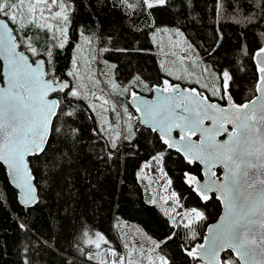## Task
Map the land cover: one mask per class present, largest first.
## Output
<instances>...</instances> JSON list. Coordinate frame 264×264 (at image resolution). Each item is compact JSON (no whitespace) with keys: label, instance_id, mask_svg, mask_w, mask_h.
Wrapping results in <instances>:
<instances>
[{"label":"trees","instance_id":"16d2710c","mask_svg":"<svg viewBox=\"0 0 264 264\" xmlns=\"http://www.w3.org/2000/svg\"><path fill=\"white\" fill-rule=\"evenodd\" d=\"M84 2L88 3L89 0H84ZM146 3H148L147 0ZM212 3L213 0H199L197 12L203 17V21L202 23L189 24L184 28V32L192 42L200 45L201 51L197 55V60H207L208 67L231 69L234 84L231 89L236 88L237 92L239 89L237 85L241 84L244 85L242 90L249 89L252 96L255 94L254 87L257 81V70L252 53L264 45V36L261 35L264 33V21L255 23L254 27L248 26L243 20L238 24L235 19L223 15L224 9L220 10L221 15L217 18L212 14ZM134 6L136 5L129 7ZM205 8L208 9L207 15H204ZM88 12L93 14L88 15ZM127 14L128 16L132 15L130 9L127 10ZM71 16L72 7L71 14L68 16L69 28L74 30L76 24L89 26L88 35L94 45L95 63L100 52L103 58H105V54L107 55L110 65H114L113 62L111 63L112 60L118 62H116L118 67L109 69L122 80L120 83L116 81L117 83L128 86L125 82L133 79V75L138 73L143 79L139 84H135L133 80V87L142 93H147L153 84L160 83L162 77L168 78L164 70L158 67L160 58L154 50L153 43L145 38L143 32L132 31L133 26L143 25L142 19L138 22L126 19L120 11L110 7L98 8L95 5V0H93L90 9L81 8L74 21L70 20ZM165 19L168 18L165 17ZM17 22L14 25L18 30L14 32L20 42V48L32 60H35V54L37 57L42 55L47 60L54 58V63L48 65L46 77L58 80L59 77L54 76L53 72L57 67L60 70L65 69L69 63L67 50H63V47L57 45V38H60L58 32L48 31L50 34L48 39H44V34L41 33L40 43L42 46L37 48L35 38L31 40L25 38L32 36V30L28 29V25L33 24L34 21L23 26ZM35 27L47 29L43 24L35 25ZM217 28L223 34L222 46L219 47L217 54L205 55V50L211 48L215 41ZM60 29L63 30V28ZM242 31L243 36L241 35ZM242 42L246 44L245 53L237 51ZM22 45L26 47H21ZM44 45H46V49ZM106 45L111 48H107V51L104 52ZM114 48H127L132 52L118 53L113 50ZM50 49L53 51L51 52ZM100 63L101 69L105 72L102 58ZM103 78L112 90L108 89V91L112 93L124 111L130 115L134 114L136 111L127 104L124 90L120 89L115 81L113 83L110 75L107 78L103 76ZM78 86L76 83V87ZM86 88L89 92L88 95L77 96L81 98L79 107L68 109L69 112H78L76 120L78 134L82 137V145H88V147H81L78 162L70 169L75 191L71 204L67 208L63 201L55 200L51 194H49L47 206L23 207L19 202L18 191L11 186L8 175L0 168V264H107L92 261L86 257V252L94 238L104 239L105 247L123 251L114 227V223L118 219L137 222L160 245L164 244L165 238L170 232L169 225L174 224L171 215L155 202L154 195L150 188L147 190L145 181L138 177L139 168L150 160L149 157L153 152L157 153L165 149H161L159 144H156L155 148L149 147L147 139L149 133L145 128H141L145 131L144 135L133 139L140 131L138 122L127 116L123 122V135L121 134L118 108L103 86L106 96L111 99L117 109L115 120L110 117L111 128L108 129L106 123L102 124L105 126L104 129H101L103 143L105 145L110 142H113L114 145L116 143L118 152L115 159L107 162V166L88 157V152L93 150L92 146L98 143L96 140L89 139L90 132L94 126L101 125L102 116L98 117L92 110L90 82ZM61 103L60 100V105ZM117 133H119L118 139ZM125 134L126 138L132 142V146L137 143L140 145L139 150L134 147L129 150L131 146L125 141ZM151 135L153 137L151 142L155 143V133ZM33 167L38 168L39 164L34 162ZM163 168L166 176L173 180L171 185L173 190L177 192L178 196L181 194L184 196V200L181 202L186 207L197 206L199 210L205 212V219L202 218L199 222L193 223L191 227L184 225L185 230L180 229L185 232L183 238L177 237L176 240L170 241L166 248L160 249L156 246V249L160 255L161 251L167 253L174 264H198L197 260L182 254L180 249L184 244L189 248L202 240L208 224L214 222L220 215L221 204L212 199L207 202L206 208L203 207L202 201L193 195L188 186L182 182L181 169L185 168V165L177 159L175 152H169L165 156ZM197 175L201 178L200 173ZM185 182L188 183L187 175ZM153 200L155 204L152 203ZM17 225H24V230L18 228ZM181 239H183V244H181ZM225 257L231 258L234 264H238L231 253H226Z\"/></svg>","mask_w":264,"mask_h":264},{"label":"snow or ice","instance_id":"6c2138e0","mask_svg":"<svg viewBox=\"0 0 264 264\" xmlns=\"http://www.w3.org/2000/svg\"><path fill=\"white\" fill-rule=\"evenodd\" d=\"M64 3L70 4L72 7V16L70 20L75 19L77 13L83 9H90L92 7L93 0H89L88 3H85L84 0H63ZM35 3V0H0V25L7 26L13 29V31H17V26L14 25V21L17 19H22V16L25 12V5L31 6V4ZM47 5H52L50 8H46L43 10V13L51 17V13L59 11L56 5L61 3V0H45ZM95 5L98 8L110 7L113 10H118L122 14L125 15L126 19L141 21L143 20L142 26H133V32H143L145 38L149 39L150 43H156L155 37L158 34H163L165 32H172L175 36H184V47L181 59L187 62V65H191L192 61L188 59L189 54L196 57L201 49L200 45L192 42L184 32V28H186L189 24H197L202 23L203 17H201L197 9L199 7V0H156V2L152 4L146 3V0H95ZM130 5H136L134 7H129ZM213 12L212 14L217 18L221 15V9H224L223 15L230 16L235 19L239 24L241 20L247 23L248 26H255V23H259L264 21V0H213L211 5ZM131 10L132 15L128 16L127 10ZM88 15H92L93 13L88 12ZM208 14V9H204V15ZM165 17L168 19L166 20ZM219 22V21H218ZM28 29L32 30V36H26V39H36V47H41L40 43V34H44V39L49 38V33L47 29H40L35 27V22L33 24L28 25ZM83 30V31H82ZM81 33L88 36L89 34V26L84 24H76L75 25V37L76 41L79 42ZM243 36V31L241 32ZM264 36V33H261ZM223 34L219 28L216 29V38L211 48L205 50V55H215L217 54L219 47L222 46ZM75 47V45H71ZM159 47V44L156 45ZM26 47V46H21ZM46 49V45H44ZM59 51V49H57ZM107 51V49H105ZM125 53H131L132 50L125 48L123 50ZM241 53H245L246 44L242 42L240 48L237 50ZM173 57L174 54L171 53ZM252 56L258 61L259 58L264 57V45L260 46L255 52L252 53ZM43 58V57H41ZM234 62V61H233ZM45 63L47 61L45 60ZM172 63H176V61H172ZM198 63H202L205 65L201 69L200 75L203 77L205 73L208 76L214 74V79L218 81L216 85V90L219 92V96H213L211 92L208 91V86L202 87L199 83H193L192 81H186L190 90L195 91L197 93H202L210 103L219 104L222 108H226L229 104V99L233 101V96L231 95L230 83L233 79V75L231 69L220 68L217 69L214 66L208 67L207 60L199 59ZM71 66V58L69 59L68 66L60 70L58 67L53 72L54 76L59 77L57 83H65V87L63 92L60 93V90L57 89L56 93H53L52 96L61 100L62 103L60 107L57 109V112L54 117H52V123L49 126L48 130L45 132L43 127L37 126L34 129L25 132L15 123H5L4 121V105L6 103L5 92L7 91L6 87H0V132L3 133V139L0 141V168L5 171L6 175H10L13 180H15L18 186L23 190V200L24 203L31 207H39L41 205L47 206V201L49 194H51L52 198L58 201H63L65 207L67 208L73 199V193L75 191V184L70 176V169H72L78 162V157L80 154L81 147H88V145H82V137L79 136V129L76 126V120L78 119V112L72 111L69 112L68 109H77L81 103V98L77 96H69V92H72L76 87L74 83L71 82L69 67ZM112 69H115V65H109ZM159 68L165 69L168 67L167 62H162L158 65ZM165 75L168 78H161V85L156 87V92H165L168 88L175 89L180 87V85L176 83L170 82V79L174 80H182L181 76L172 75L169 71H165ZM101 75L108 77V73L101 70ZM6 72L4 67L0 65V84L5 83ZM112 79L118 85L120 89L124 90L125 94H130L133 100L137 99V92L133 90L129 93V88L133 87V80L135 84H139L141 79H143L140 74H134L133 79L125 82L128 86H123L116 81L118 77H115V73H112ZM258 82L259 85H264V63H259L258 65ZM191 85H196L202 91H197V87H191ZM259 91V89L257 88ZM13 102L16 93L10 94ZM119 95V93H116ZM213 97L216 99L213 100ZM94 100L101 101L104 107H102V111H111L113 114H116L117 109L116 106L108 108L107 98H103L101 100V96H93ZM140 103L144 105V110L142 111L141 107L137 106L135 111L143 113L141 117L140 123L149 126L147 128V132L149 135L147 139L149 140V147L155 148L156 144H159L161 149L174 150L177 154V159H179L184 165L185 168L181 169V180L185 183L189 191L197 196L203 203V207H207V202H210L212 199L220 202V199L217 195L216 189H210L209 181H205L201 183V179L198 178L197 173H200V176H206L204 171V166L199 160H194L189 162L184 158L182 154H180L178 149L172 148L169 146V142H166L165 138H163L162 133L156 130L153 126L146 124L144 120V111H151L152 105L155 103L149 100H141ZM236 104V103H233ZM115 105V104H113ZM238 106H243L242 104H236ZM127 109V107H126ZM95 111L94 109H92ZM12 120L15 121L16 117L13 116ZM108 129L111 128V124H109ZM235 125H232V129ZM5 128H9L10 131L5 132ZM104 125H100L99 127L94 126L90 132V140H96L98 143L92 146V151L88 152V157L94 160L97 163L103 164L107 166V162L109 160L115 159V156L118 152V145L113 142L105 145L103 143V135L101 129H104ZM179 130V129H178ZM232 130L229 131L227 129L226 133L223 135L231 134ZM76 133V135H73ZM152 133H155V143H152L153 140ZM144 129H140L139 132L136 133V136L133 139L138 138L141 135H144ZM119 138V133H117V139ZM125 141L131 146L129 150H132L134 147L136 150H139L140 145L137 143L132 146V142L126 138V134L124 137ZM55 145V146H54ZM163 152V151H160ZM159 152V153H160ZM159 155V154H158ZM157 157V153L154 151L153 154L149 157L150 160L155 161ZM165 159V156L163 160ZM39 164L38 168L33 167V163ZM214 169L220 167L222 170V174L218 175L217 171L213 172V176L217 179H223L226 175L227 168L222 167L221 165H214ZM195 169V170H194ZM164 171V169H163ZM186 175L195 176L197 180V185L194 186L192 184L185 182ZM170 184H173V180L170 179ZM199 192L208 193V200H204L199 195ZM177 195V192L174 191ZM178 196V195H177ZM178 200H184V196L181 194L178 196ZM169 200L165 201L168 203ZM155 204L154 200L152 202ZM193 209L198 210L197 206H191L190 211ZM203 220L205 219V212L202 210ZM178 213H185L183 211V205L180 204V207L177 208ZM18 228L24 230V225H17ZM170 232L168 236L165 238L164 244H157V247L160 249L166 248L167 244L176 240L177 237L183 238L185 236V232L180 231L181 228L184 229L183 224H170L169 225ZM185 230V229H184ZM189 238L191 239V234L189 233ZM181 244H183V239H181ZM203 244H198L195 247H200ZM180 246V245H178ZM182 254H186L188 257L193 260L198 256L192 252V249H188V246L184 244L181 247ZM231 251V249H228ZM162 260L160 264H174V261L167 253L161 251ZM226 259V258H224Z\"/></svg>","mask_w":264,"mask_h":264},{"label":"water","instance_id":"95a60500","mask_svg":"<svg viewBox=\"0 0 264 264\" xmlns=\"http://www.w3.org/2000/svg\"><path fill=\"white\" fill-rule=\"evenodd\" d=\"M41 57L32 60L20 48L13 29L0 25V61L6 72L5 83L0 87L7 89L4 121L15 122L25 132L37 126L43 127L45 132L48 130L52 117L60 107V100L52 94L57 89L62 93L67 83H57L46 77L47 63L45 57ZM253 61L257 70L254 97L244 102L243 106H234L229 99L226 109H230L231 114L217 121L193 114L192 106L186 103L174 104L175 98L188 94L198 101L208 100L181 83H176L180 87L168 88L165 92H156V87L162 85L155 84L151 96L137 92V99L129 97L133 110L137 106L144 110L141 100L155 102L150 112L144 111L146 124L161 132L169 146L178 149L186 160H199L206 176L198 178L201 183L208 180L210 189L217 191L220 215L208 224L202 240L188 248L198 256L195 260L204 264H224L226 253H231L238 264H264V85L258 82V65L264 63V57L258 61L253 57ZM11 93L17 94L13 102H9L12 101ZM169 96L173 99L172 104H169ZM252 110L255 111L253 121L249 116ZM220 111L226 113L224 109ZM183 112L186 119L181 126H177V118ZM138 113L141 120L143 113ZM13 116L16 117L15 121L12 120ZM140 120L139 128L149 127ZM232 125L235 127L230 129ZM228 128L232 130L231 134L222 136ZM8 131L10 129L5 128V132ZM2 139L3 133L0 132V141ZM217 164L227 168L223 179L213 176L215 170L218 174V169V175L222 174L220 167L214 169L213 166ZM8 181L18 191L20 204L29 208L24 203L23 190L17 182L10 175ZM187 181L197 185L195 176L187 175ZM198 194L208 200L211 193ZM198 244L203 245L195 247Z\"/></svg>","mask_w":264,"mask_h":264},{"label":"rangeland","instance_id":"374dc122","mask_svg":"<svg viewBox=\"0 0 264 264\" xmlns=\"http://www.w3.org/2000/svg\"><path fill=\"white\" fill-rule=\"evenodd\" d=\"M148 4H152L156 2V0H147ZM52 5H47L45 0H35V3L31 4V6L26 4L25 12L22 16V19H17L14 23H17L21 26L25 25L26 23H30L31 21L35 22V25L43 24L45 28L48 29L49 32H58L60 38H57V45L60 47L64 46V36L67 33V28L65 25H68L69 14H71V5L66 4L61 0V3L56 5L59 11L51 13V17L49 18L43 13V10L46 8H50ZM60 28H63L61 30ZM57 37V36H56ZM80 43L76 47V52L81 48L85 55V61L82 65V76L85 78L86 72V80L88 79L91 68L88 66L87 63H90V58L86 60V48H88V43L92 40L91 37L84 36L81 33L80 36ZM156 43H153L154 50L159 55L160 64L162 62H167L168 67H165V71H169L172 75L181 76L182 80H179L180 83L188 84L186 81H192L193 83H199L202 87L208 86V91L212 93L213 96H219L218 90H216V85L218 81L214 79V74L208 76L207 73L204 74L202 77L200 75L201 69L205 67L204 64L198 63L197 56L194 57L189 54L188 59L192 61L191 65H187V62L180 58L182 55V50L184 47V36H175L172 32H165L163 34H158L155 38ZM159 44V47L156 45ZM98 48V46H97ZM106 48H109L106 45ZM99 50V48H98ZM97 50V51H98ZM52 52L53 50L50 49ZM174 54L175 57L171 55ZM35 58L37 54H35ZM99 58V53L98 57ZM176 61V63H172V61ZM48 65L50 66L53 63L51 60H46ZM101 59L99 62L96 60L97 68L100 67ZM71 68L68 70L69 74L74 76L73 72L76 71V67L73 66V62H71ZM102 64L104 65V69H110V61L107 58L102 57ZM54 65V64H53ZM75 77V76H74ZM104 80V78H103ZM174 80V79H173ZM55 81V80H54ZM90 81V88H91V98L90 104L92 109L95 110V113L98 117L102 119L100 120V124H110V118L108 114L106 115L104 112L101 111L102 104L98 100H94L93 96H99L98 90L99 85L95 79V77H89ZM105 84L107 83L106 80ZM177 81V80H176ZM76 83L79 85L75 87L72 92H69V96L76 95L79 96L80 94L88 95L89 92L87 91L86 85L82 87L80 83L82 81L80 78L75 77L74 84ZM81 86V87H80ZM196 86V85H195ZM106 89H110L109 84L107 83ZM198 87V86H197ZM199 88V87H198ZM200 89V88H199ZM84 90V91H83ZM112 91V90H111ZM108 93V92H107ZM103 107V106H102ZM159 154V155H158ZM163 152H157V157L155 161L149 160L142 164V166L138 170V177L140 180H144L146 184L147 190H151L154 195V200L156 199V191L155 186L157 181L166 175L165 170L163 171ZM149 186V187H148ZM159 199L163 202L169 200L168 203L174 204L177 208L183 205V211L185 213L180 214L176 220V225L180 223H185L186 226L191 227L193 223L199 222L203 218V214L201 211L193 209L190 211L189 207H186L181 201L178 200V196L174 193V190L170 184V179L166 178V183L163 188V193L159 194ZM170 215L169 211L166 210ZM173 218V215L170 216ZM115 231L117 237L121 241L122 249L125 254L127 261L125 262L123 259V252L117 251L113 247H105L104 246V239H93L89 245V249L86 252V257L91 259L92 261L98 263H107V264H160L159 257L160 254L158 253L156 246L157 242L154 237L146 232L140 224L134 221H127L123 219H118L114 223ZM224 264H234V262L229 257H225ZM125 262V263H124ZM198 264H204L201 261H198Z\"/></svg>","mask_w":264,"mask_h":264},{"label":"flooded vegetation","instance_id":"af4514ba","mask_svg":"<svg viewBox=\"0 0 264 264\" xmlns=\"http://www.w3.org/2000/svg\"><path fill=\"white\" fill-rule=\"evenodd\" d=\"M66 28H67V33L66 35L64 36V46H63V50L66 49L67 50V53H68V60L71 58V62H73V66L76 67V71L73 72L74 76L77 77V78H80V80L82 81V83H80L82 85V87H84V85L87 86V84L90 82L88 81L89 80V77H95L98 85H99V90H98V95L101 96V100L103 101V98H107L108 99V102H107V106L108 108H111V107H114L111 99L114 101V103L116 104L117 108H118V111H119V118H120V121L124 122L125 118H129L130 114H127L123 107L119 104V102L114 98V96L112 95V93L109 91V93L111 94V99H109L108 96H106L105 92L103 91V88L102 86L104 87V85L106 86L104 80H103V76L101 75V65L99 68H97L96 66V63H95V57H94V45H93V41L91 40L89 43H88V48H86V60H88L90 58L91 62L90 63H87L88 66L91 68V73L88 77V79L86 80L87 76H86V72H85V78L82 76V65L85 61V55L83 53V51L81 50V48L79 47V49L77 50L76 52V47L79 45L80 42H77L76 41V37H75V29L73 30L72 28H69L68 25H65ZM83 31V30H82ZM81 39H79L80 41ZM71 45H75V47H72ZM111 48V47H109ZM105 49L107 48H104V52H105ZM108 50H111V49H108ZM113 50H115V52H118V53H122L124 52L122 48H114ZM99 52H100V49H99ZM42 55H39L38 57H40ZM36 57V58H38ZM103 57V55L101 54V52L99 53V58H97L96 60L99 62V60ZM105 58L109 59L107 57V55L105 54L104 55ZM125 57V56H124ZM35 58V59H36ZM45 59L47 60V58L45 57ZM51 61L54 63V58H51ZM113 62V64L115 65V67H118V62L116 60H112L111 63ZM117 62V63H116ZM72 65V63H71ZM47 67H48V63H47ZM105 72L108 73V75L111 76V74L114 72V71H110L109 69L106 70ZM72 76L70 74V79H71V82L74 83V79L75 77ZM112 77V76H111ZM116 77V76H115ZM170 79V82L172 83H180L179 81H176V80H172L171 78ZM59 80V79H58ZM56 80V81H58ZM113 83H114V80L112 79ZM117 82H122L121 79L118 78ZM104 84V85H103ZM156 84H159L161 85V83H156ZM182 85L184 86H189V84H183L181 83ZM155 84H153L150 89H149V92L147 93H142L138 90H136L135 87H131V89H129V93H131L133 90H135L136 92L138 93H141L143 95H146V96H151V93H152V87L154 86ZM233 84V80L231 81L230 83V93L231 95L233 96V103H236V104H243L244 102L250 100L251 98L254 97L255 94H253L252 96L250 95V90H242L244 85H241V84H238L237 86L239 87V89H237V92H236V88L235 89H231ZM191 87H197L195 85H191ZM107 87H104V89L107 91L108 89H106ZM198 88V87H197ZM199 89V88H198ZM255 89V87H254ZM199 91H202V89H199ZM202 96L203 94L200 93ZM126 96V101H127V104L130 106V103H129V97H130V94H125ZM216 98L213 97V100H215ZM100 103L102 104V102L100 101ZM173 103V99L171 96H169V104H172ZM179 103H186L187 105H190L192 106V113L193 114H198L199 116H202V117H205V118H212L214 119L215 121L225 117L226 115H230L231 114V110L230 109H226V108H222L219 104H213V103H210L208 100L205 101V102H202V101H198L195 97H193L191 94H188L184 97H178V98H175L174 99V104L175 105H178ZM236 104H233L234 106ZM102 106L104 107V105L102 104ZM101 106V108H102ZM221 109H224L226 110V113L225 111H220ZM102 111V110H101ZM120 111H122L124 113V117L121 119L120 117ZM104 112L106 115L108 114L109 118L110 117H113V119L115 120L116 118V114H113L111 111H102ZM117 113V112H116ZM127 116V117H126ZM249 116H250V120L253 121L254 118H255V111H250L249 112ZM186 119V116L184 115V112L183 113H180L179 114V117L177 118V121H176V125L177 126H181L184 121ZM141 128H145V127H141ZM139 128V130L141 129ZM229 128L231 129L232 127L229 126ZM147 129V128H145ZM176 135H178V132L175 133ZM169 152H175V151H170V150H167L165 149L163 151V157L166 156ZM218 174H220V170L218 169Z\"/></svg>","mask_w":264,"mask_h":264},{"label":"built area","instance_id":"2783aa9c","mask_svg":"<svg viewBox=\"0 0 264 264\" xmlns=\"http://www.w3.org/2000/svg\"><path fill=\"white\" fill-rule=\"evenodd\" d=\"M120 117H121V119L124 117V113L122 111H120ZM130 118L132 120H134L135 122H138L140 119V115L138 113H135L132 116H130ZM120 128H121V133L123 135L124 128H123L122 124H121ZM165 183H166V176L164 175L163 177H161L157 181V184L155 186V191H156V199L155 200L159 206H161L164 209H167L173 215V218H174L173 220L176 221V219L180 215V213L177 212V208L173 204L165 203L159 199V194L163 193V188H164Z\"/></svg>","mask_w":264,"mask_h":264},{"label":"crops","instance_id":"0c3cea01","mask_svg":"<svg viewBox=\"0 0 264 264\" xmlns=\"http://www.w3.org/2000/svg\"><path fill=\"white\" fill-rule=\"evenodd\" d=\"M189 208H190V207H189ZM181 224H183V223H181ZM184 225H185V223H184ZM123 259H124L125 262L127 261L124 252H123ZM161 260H162V257L160 256V257H159V261H161Z\"/></svg>","mask_w":264,"mask_h":264},{"label":"bare ground","instance_id":"6f19581e","mask_svg":"<svg viewBox=\"0 0 264 264\" xmlns=\"http://www.w3.org/2000/svg\"><path fill=\"white\" fill-rule=\"evenodd\" d=\"M131 89V88H130Z\"/></svg>","mask_w":264,"mask_h":264}]
</instances>
